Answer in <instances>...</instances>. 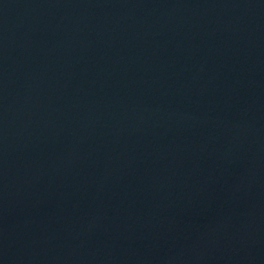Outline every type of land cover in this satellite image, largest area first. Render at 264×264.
<instances>
[{
	"label": "water",
	"instance_id": "obj_1",
	"mask_svg": "<svg viewBox=\"0 0 264 264\" xmlns=\"http://www.w3.org/2000/svg\"><path fill=\"white\" fill-rule=\"evenodd\" d=\"M0 264H264V0H0Z\"/></svg>",
	"mask_w": 264,
	"mask_h": 264
}]
</instances>
